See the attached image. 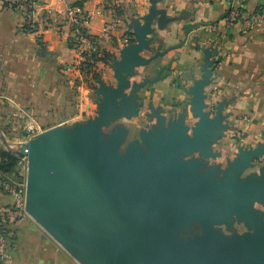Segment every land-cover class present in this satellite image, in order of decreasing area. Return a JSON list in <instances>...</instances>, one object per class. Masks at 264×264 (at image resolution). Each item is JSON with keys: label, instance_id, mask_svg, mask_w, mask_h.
<instances>
[{"label": "water", "instance_id": "1", "mask_svg": "<svg viewBox=\"0 0 264 264\" xmlns=\"http://www.w3.org/2000/svg\"><path fill=\"white\" fill-rule=\"evenodd\" d=\"M157 12L153 7L135 28L138 43L114 60L117 86L94 85L100 95L95 118L21 144L17 152L28 159L26 210L86 264H264V212L257 208L264 204V142L241 150L223 170L208 166L207 158L220 155L212 144L225 119L222 105L214 116L205 102L213 74L209 51L203 79L189 90L195 125L151 107L155 123L125 147L128 129L103 131L137 116V91L158 79H129L137 65L150 62L140 53ZM255 167L257 173L243 176ZM235 217L247 231L227 235L215 227L231 226ZM195 221L203 232L178 238Z\"/></svg>", "mask_w": 264, "mask_h": 264}, {"label": "crops", "instance_id": "2", "mask_svg": "<svg viewBox=\"0 0 264 264\" xmlns=\"http://www.w3.org/2000/svg\"><path fill=\"white\" fill-rule=\"evenodd\" d=\"M73 6L89 15L88 32L109 54L106 62L98 63L100 78L77 97L62 72L64 64L78 57L64 23ZM238 6L237 0H37L35 19L41 21L48 13L59 17V25H41L36 33L23 29L24 10L6 9L0 0V159L4 151L20 155L16 147L24 143L21 131L35 123L44 133L95 118L100 95L94 85L103 80L117 86L114 60L126 46L138 43L135 28L155 7L147 47L140 53L150 62L137 65L129 79L132 84L158 79L137 91L141 103L137 116L120 118L103 131L129 129L125 147L155 123L149 116L151 107L162 109L167 119L195 125L198 118L189 90L203 79L209 51L213 74L204 90L205 102L214 116L222 105L225 119L222 136L212 144L220 155L207 162L225 169L241 150L264 142V19L249 30L242 21L226 24V15ZM257 9L264 11V0H247L246 12ZM259 165H264V155ZM258 169H247L243 176ZM14 203V196L0 189V207ZM257 208L264 212V204ZM235 229L242 233L248 227L237 222ZM12 238L10 259L3 264H86L30 216L13 228Z\"/></svg>", "mask_w": 264, "mask_h": 264}, {"label": "built area", "instance_id": "3", "mask_svg": "<svg viewBox=\"0 0 264 264\" xmlns=\"http://www.w3.org/2000/svg\"><path fill=\"white\" fill-rule=\"evenodd\" d=\"M37 0H3L6 9H22L25 12V23L23 29L28 32H38L41 25L48 27L52 24H58L59 17H51L46 13L41 21H37L35 15V3ZM239 6L232 7L225 17L226 24L242 21L245 29H253L264 19V11L257 9L251 13L244 10L247 0H237ZM89 21V15L83 10L71 7L65 14L64 23L69 26L71 35L69 41L73 38V48L77 50L78 57L72 63L62 66V72L65 75L66 83L73 88L75 97L83 92L85 88L91 87L95 83L94 74L99 72V62H95L94 53L103 52L96 36H81V27H86ZM59 25V24H58ZM62 25V24H61ZM86 62L94 63L91 67ZM42 131V127L33 124L30 130ZM19 165L25 162L26 157L19 155ZM27 166V165H26ZM25 166V167H26ZM0 189L13 195L15 203L9 207H0V264L10 259L11 248H13L12 231L17 224L29 217L26 210V184L23 181L22 174L10 175L0 168Z\"/></svg>", "mask_w": 264, "mask_h": 264}, {"label": "rangeland", "instance_id": "4", "mask_svg": "<svg viewBox=\"0 0 264 264\" xmlns=\"http://www.w3.org/2000/svg\"><path fill=\"white\" fill-rule=\"evenodd\" d=\"M42 131L40 132V131H36L34 129L30 130V128L23 129V131H21L23 134V135L21 134V137H23V139H24L23 141L25 143V142H28L30 140V138L37 137L40 133H43ZM20 147H21V144L18 145L16 148L19 150ZM192 156L198 157L199 155L194 154ZM192 156H189V157H192ZM18 173L22 174V178H23L24 183L26 184V189H27V175H28V159H27V157H26L25 162H22V164L19 165ZM30 217H32V216L30 215ZM237 222H241V221L235 217L232 221L231 226H229L225 222H222L220 224H216L215 227L220 228L225 234L231 235L233 232L237 231L235 229V224ZM241 223H244V222H241ZM202 231H203V229L201 227V224L199 222L195 221V222H192L187 228L179 230L178 238H180L181 236H194V234L201 233Z\"/></svg>", "mask_w": 264, "mask_h": 264}, {"label": "trees", "instance_id": "5", "mask_svg": "<svg viewBox=\"0 0 264 264\" xmlns=\"http://www.w3.org/2000/svg\"><path fill=\"white\" fill-rule=\"evenodd\" d=\"M80 5H82V4L79 3V6ZM80 31H81V36H83V37H90L91 36V34L88 32L86 27H81ZM69 45L71 47H73V45H74L73 38L69 41ZM93 55L95 57V62H97V61L106 62L109 58V54L105 50H103V52L101 54L94 53ZM86 63L88 64L89 67H91L94 64V63H90V62H86ZM99 78H100L99 74L95 73L94 79L98 80ZM19 158H20L19 155L15 154V153L6 152V151L2 152L1 153V159H0V168L4 172H6L10 175H16L19 171Z\"/></svg>", "mask_w": 264, "mask_h": 264}, {"label": "flooded vegetation", "instance_id": "6", "mask_svg": "<svg viewBox=\"0 0 264 264\" xmlns=\"http://www.w3.org/2000/svg\"><path fill=\"white\" fill-rule=\"evenodd\" d=\"M202 232H203V231H202ZM202 232H201V233H202ZM238 232H239V231H238ZM240 233H241V232H240ZM196 234H197V233H196ZM194 235H195V234H194ZM186 237H188V236H186Z\"/></svg>", "mask_w": 264, "mask_h": 264}]
</instances>
